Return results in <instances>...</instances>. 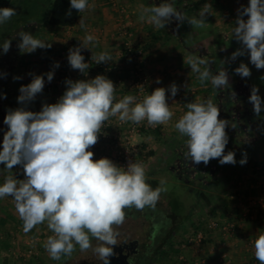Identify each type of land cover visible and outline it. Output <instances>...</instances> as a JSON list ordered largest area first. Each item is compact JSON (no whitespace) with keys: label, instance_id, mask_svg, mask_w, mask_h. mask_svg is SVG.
<instances>
[{"label":"clouds","instance_id":"1","mask_svg":"<svg viewBox=\"0 0 264 264\" xmlns=\"http://www.w3.org/2000/svg\"><path fill=\"white\" fill-rule=\"evenodd\" d=\"M88 7V0H70V8L80 13ZM208 7L205 5L198 16L188 18L173 3L164 0L159 6L142 5L139 19L159 29H164L173 19L178 26L187 21L191 26L202 28L206 24ZM16 14L15 8H0V24ZM67 15L70 16L71 11ZM244 16L247 20L243 19ZM79 24L85 27L83 17ZM18 35V48L24 52L51 47L29 32L20 31ZM233 36L243 48L233 52L231 59L247 52L251 64L264 69V0H249L247 7L238 9ZM96 39L91 34L86 35L80 46L69 50L67 59L72 69L81 73L87 71L90 66L81 53L83 49H90L89 45ZM0 47L7 53L11 40H5ZM92 59L99 64L111 61L112 57L108 52H101ZM186 62L193 73H198L201 84L210 80L215 89L229 86L226 70L222 68L218 74L211 71L210 64L215 61L190 55ZM55 67H59L58 62ZM235 72L243 78L251 76L244 63ZM45 75L50 82L54 74L50 71ZM156 82L160 83V80ZM66 84V91L58 101L44 104L41 111L21 107L6 114L3 122L8 130L3 136L0 165L8 171L22 165L25 179L18 180L13 175L5 177L0 184V199L13 198L15 210L23 221L24 233L47 222L53 234L43 246L51 259L71 256L78 245L80 251L91 250L102 264H110L112 246L117 245L118 229L125 221V209L154 207L166 189L152 188L147 182L143 163L130 161L126 168L120 167L106 157L94 159V153L89 149L98 142L105 122L112 117H118L122 123L147 121L154 127L167 124L174 113L164 87L156 88L139 102L133 95H125L116 102V87L104 75L90 80H67ZM44 86V76H34L31 83L20 87L18 102L33 101ZM177 92L178 87L173 83L171 96L175 97ZM258 92L259 89L253 87L249 97L257 116L262 111ZM186 108L174 125L181 135L187 137L185 158L195 165H207L212 159H218L221 165H235V153L229 151L225 154L229 140L228 121L219 118L218 105L207 99L187 103ZM239 163L246 164V156ZM160 183L163 185L165 181ZM92 239L98 241L95 247ZM254 255L260 264H264V231L254 241Z\"/></svg>","mask_w":264,"mask_h":264},{"label":"rangeland","instance_id":"2","mask_svg":"<svg viewBox=\"0 0 264 264\" xmlns=\"http://www.w3.org/2000/svg\"><path fill=\"white\" fill-rule=\"evenodd\" d=\"M53 2L54 0H12L9 7L15 8L17 14L7 22L0 24V45L7 39L11 40V47L7 53H4L0 47L1 77H5L2 72L3 70L6 71L7 68H9V73H14L19 68L25 67L22 61L28 57V52L18 48L20 43L18 33L20 31L29 32L26 28L35 23L42 27L49 26ZM146 3L151 6L148 0ZM248 4L249 0L187 1L189 9L186 17L188 18L198 16L205 5H209V7L205 16L206 24L204 27H195L187 21L184 22L185 40L182 42L184 45L187 43L188 48L184 46L186 48L184 52L188 56L190 54L198 56L196 50L201 49L203 54L199 56L215 61L210 64L213 74L214 70L217 71L216 69L220 67V69L224 68L225 55L232 64L233 62H237V65L246 64L251 71V76L245 79L249 81L252 88L256 87L264 91V79H262L264 69H257L251 64L249 53L245 52L244 55L238 56L235 60L231 59L233 52L243 48L242 43L233 36V29L236 26L238 9H241L242 6L247 7ZM243 19L247 20V16H244ZM29 33L33 35L34 30ZM125 33L131 37L128 30ZM128 42L129 45H136L133 41ZM137 45L144 48V62L146 58L144 41H140ZM129 60L133 70L134 63L130 58ZM22 70L25 69L22 68ZM29 70L27 68L25 72ZM142 73L146 76L143 67ZM191 73L190 76L194 78L198 75L192 71ZM228 75L230 85L231 73ZM61 76L64 77L63 73ZM194 78L189 80L192 89H196L198 84L202 85L198 78ZM207 83L209 84L208 90L202 88V91H197L193 95H185L184 93H187L188 89L185 88V85L181 87L178 91H183V94L179 93L175 96L178 100L172 99L170 109L171 106L176 108L173 105L175 102H185V104L180 106L181 108L177 114L173 115L171 121L167 124L158 125L160 130L143 123L138 132H131L129 126L131 121L123 125L121 129H114L115 133L124 136L123 138L115 137L114 144L118 142L115 147L118 152L116 151L113 153L114 155H111L110 148L99 144L92 147L94 159L107 157L122 167L123 154L121 151L128 149L134 154L135 162L144 164L147 177L158 176L162 180L165 179L168 173L163 174L162 171L164 169L166 171V166L172 163L177 155L180 156L186 147L187 137L181 135L174 127L180 115L187 111L186 104L192 100L195 101L197 98L200 100L211 99L213 102L215 100L216 89L210 80ZM48 86L53 87L51 81ZM148 91L150 94L149 79ZM184 99L188 100L184 101ZM108 133L105 129L102 130L99 137L101 142H109ZM121 140L123 142L120 143ZM0 150H2V145H0ZM245 156L247 163L241 165L239 161ZM235 159L237 161L235 165L224 164L221 166L219 180L210 181V184L201 190L199 189L197 198L186 192L179 200L178 212L174 215L170 213L169 197L163 191L154 207L146 206L142 210L135 207L125 209L126 216L123 225L131 228L133 235L140 238L141 248L145 253V264H194V262L198 264H255L254 245H249V240L264 231V221L252 219L250 215H245L241 205L249 203L254 205L253 201L260 193V186L257 182L261 176L259 171H261V167H264V137L246 153L235 155ZM8 175H13L18 180L25 179L22 165L14 166L12 171H8L4 165H0V184ZM182 188L185 191L188 190L187 185H183ZM234 203H238L236 208L232 206ZM224 220H233L238 225V229L231 236H223L217 228L211 227L213 221ZM198 231L203 232V240L201 242L190 241V237H194ZM52 234L47 227V222L37 225L28 233H24L23 221L15 210L13 198L0 199L1 262L6 264H79L83 259L89 257L91 250L82 252L77 245L71 256L62 255L60 260L51 259L43 245L48 236ZM95 241L92 239V244ZM160 251L166 255L161 256ZM224 254L227 256L223 257Z\"/></svg>","mask_w":264,"mask_h":264},{"label":"crops","instance_id":"3","mask_svg":"<svg viewBox=\"0 0 264 264\" xmlns=\"http://www.w3.org/2000/svg\"><path fill=\"white\" fill-rule=\"evenodd\" d=\"M88 2L89 7L83 13H79L75 24L72 26L46 25L42 27L35 23L26 28L29 32L34 30L33 36L35 35V38L49 43L51 47L36 49L34 52L28 53V57L22 61L25 65L22 68L25 70L29 68V71L25 72V70L23 71L22 68H19L16 72L7 75L3 83L5 89L2 93V103L5 110L6 108L9 111L23 107L29 111L39 112L44 104H52L58 101L66 91L67 80H90L97 75H104L112 82L116 73H119L124 78L122 85H114L116 87V102L125 95L134 96V91L130 86L132 63L126 55L128 41H133L136 45L140 41H144L146 58L142 67L144 74L150 82V94L156 88L164 87L168 96L169 106L172 104V99L178 100L177 97H172L170 93V86L173 83L177 85L178 90L185 85V88L188 89V92L184 93L185 95H193L197 91H202V88L207 89L209 87V84L205 81L202 85L198 84L196 89H192L193 87H191L192 84L189 80L194 77L190 76L192 74L189 71L190 66H185L189 56L184 52L186 48L177 37L170 34L166 28L159 29L146 20L141 21L139 19L141 6H148L146 0H88ZM81 17L85 20V27H81L79 24ZM127 30L130 32L131 37L126 35L125 32ZM89 34L95 36L97 39L92 45H89L91 50H82L81 54L85 57V62L90 67L85 73H81L79 70L71 68L67 57L69 50L80 46L85 36ZM101 52H108L112 57L111 61L108 62V70L104 69V62L97 64L92 59V56H96ZM57 62L59 63L58 68L55 67ZM53 68L59 69L64 77L60 85L51 88L48 86L49 82L45 74ZM37 75L44 76L45 86L43 91L37 94L33 101L23 104L19 103L17 98L20 95V87L31 83L33 77ZM15 77H20V79H15ZM197 78L198 75L194 79ZM157 79L160 80V83L156 82ZM179 93L183 94V91H178L177 94ZM5 96L7 98H4ZM186 100L188 99H184V101ZM198 101H200L199 98L190 102ZM183 104L185 102H175L173 105L176 108L171 106V111L177 114V111H179L180 106ZM126 123H130V121ZM126 123L120 122L118 117L110 118L102 128V130L105 129L106 132H109V142H101L98 139V142L94 146L99 144L105 145L110 148V154L114 155L113 153L117 151L115 147L118 145V142L114 144L115 137L119 136V138H123L124 136L123 134L118 135L113 130L121 129ZM3 126H6L8 129L7 125L3 124ZM133 138L135 139V137ZM119 142L121 143L123 140ZM89 150L92 151V148Z\"/></svg>","mask_w":264,"mask_h":264},{"label":"flooded vegetation","instance_id":"4","mask_svg":"<svg viewBox=\"0 0 264 264\" xmlns=\"http://www.w3.org/2000/svg\"><path fill=\"white\" fill-rule=\"evenodd\" d=\"M8 69L2 72L4 78L0 76V138L2 124H4V117H1L3 112L2 93L5 89L3 83L9 73ZM235 86L216 89L213 103L217 104L220 109L219 118L228 121L226 132L229 140L225 154L232 151L238 155L252 149L264 137V91L259 90L258 92L262 100V111L257 116L253 111L252 103L249 101L252 86L242 83L241 86L237 83ZM186 151L187 148L185 147L182 154L177 155L174 161L166 166V171L165 169L161 170L163 174L168 173L163 179L165 181L163 185L160 183L162 179L158 176L147 179L153 189L157 187L166 189L163 192L169 197L170 213L173 215L178 212L179 200L186 192L197 198L199 189L201 190L210 184V181H218L221 174L219 171L222 169V165L218 159L210 160L207 165L203 163L195 165L185 158L184 153ZM183 185H187V191L182 188ZM131 230L125 225L119 227L120 235L117 238V245L112 246L113 255L109 257L110 264H145V253L142 251L140 238L133 235ZM97 244L98 241L93 242L94 247ZM79 264H102V262L91 251L89 257L83 259Z\"/></svg>","mask_w":264,"mask_h":264},{"label":"built area","instance_id":"5","mask_svg":"<svg viewBox=\"0 0 264 264\" xmlns=\"http://www.w3.org/2000/svg\"><path fill=\"white\" fill-rule=\"evenodd\" d=\"M127 32V31H126ZM126 54L127 56L133 61L134 68L131 71V78H130V86L131 89L134 91V97H136V101L139 102L143 99L144 96L149 95L148 91V78L143 75L142 73V63H143V57H144V48L141 45H127L126 48ZM103 67L105 70H108V62L103 63ZM53 79L51 80V83L53 84V87H57L61 84L63 77L61 76V73L57 68H53ZM114 85L120 86L124 83V78L119 74L116 73L113 80ZM52 87V88H53ZM144 124H147V121H143L139 124L136 123H130V131L138 132L140 130V126ZM158 125L154 126L157 127ZM122 155V167H127L128 163L130 161L135 162L134 154L131 153V151H128V149H125L124 151H121ZM107 158V157H106ZM114 160V159H113ZM260 172V178L258 180V184L260 186V193L257 195V197L254 199V205L253 204H247V205H241L243 206L242 212L245 215H250L252 219L256 220H262L264 221V167H261ZM239 205V207H240ZM233 208H236L238 206V203H234ZM238 209V208H237ZM211 227L217 228L223 236H231L235 230L238 229V225L233 220H224V221H213L211 223ZM204 238V234L202 231H198L195 233L194 237H190V241H197L201 242ZM257 237H253L249 240V245H254V241ZM254 255V254H253ZM227 255L224 254L223 257H226ZM255 256V255H254ZM203 262V261H202ZM259 261L256 260L254 257V263L257 264ZM194 264H198L197 262H194Z\"/></svg>","mask_w":264,"mask_h":264},{"label":"trees","instance_id":"6","mask_svg":"<svg viewBox=\"0 0 264 264\" xmlns=\"http://www.w3.org/2000/svg\"><path fill=\"white\" fill-rule=\"evenodd\" d=\"M187 1L189 2L190 0H168V2L173 3L174 7L181 11L185 16L187 15V10L188 5H187ZM12 0H0V8L2 7H9L11 4ZM164 2V0H148V3L153 6H159L160 3ZM71 11V15H67V13ZM79 13L77 10L75 9H71L70 8V0H54L52 8H51V13H50V17H49V24L52 26H60V27H68V26H72L75 24ZM185 22V21H184ZM184 22L182 24H179L178 26V22L175 21V19H173L172 23L166 25L165 27L169 30L170 34L174 35L175 37L178 38V40L183 44L182 41L185 40V33H184ZM184 45V44H183ZM188 48L187 43L184 45ZM198 53L199 55H202L203 52L201 49H197L196 50V54ZM225 62H224V70H226L227 72L231 73V83L228 87L226 88H233L236 87V83L241 86L242 84H246L247 86H249V81H247L245 78H242L239 74H237L235 72V69L237 67H239V65H237V62H232L227 59L228 57L225 55ZM221 68V67H220ZM220 68L216 69L217 71L214 70V74H218V72L221 70ZM228 73V74H229ZM229 76V75H228ZM8 113V110L6 108V110L3 108V112L1 113V117L3 116L5 118L6 114ZM3 126V124H2ZM157 130H160V127H156ZM7 131V127L3 126L2 127V134H1V138H0V145H2L3 142V136L4 133ZM253 179H255V177H253ZM160 255L164 256L166 254H164L163 252L160 251ZM0 264H6L1 262L0 260Z\"/></svg>","mask_w":264,"mask_h":264},{"label":"water","instance_id":"7","mask_svg":"<svg viewBox=\"0 0 264 264\" xmlns=\"http://www.w3.org/2000/svg\"><path fill=\"white\" fill-rule=\"evenodd\" d=\"M173 198H174V196H173Z\"/></svg>","mask_w":264,"mask_h":264}]
</instances>
